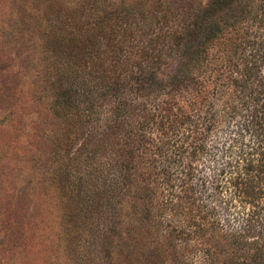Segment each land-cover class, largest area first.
<instances>
[{
  "label": "trees",
  "instance_id": "16d2710c",
  "mask_svg": "<svg viewBox=\"0 0 264 264\" xmlns=\"http://www.w3.org/2000/svg\"><path fill=\"white\" fill-rule=\"evenodd\" d=\"M170 1L135 13L106 2L111 14L101 19L99 0H89L85 27L52 26L60 64L76 59L52 105L71 119L70 143L81 140L84 174L70 187L84 188L87 216L128 210L130 264H185L178 252L196 246L206 264H224L221 244L242 245L256 227L248 264H264V0L236 16L240 0ZM110 98L112 124L99 132L88 118ZM170 216H240V224Z\"/></svg>",
  "mask_w": 264,
  "mask_h": 264
},
{
  "label": "rangeland",
  "instance_id": "374dc122",
  "mask_svg": "<svg viewBox=\"0 0 264 264\" xmlns=\"http://www.w3.org/2000/svg\"><path fill=\"white\" fill-rule=\"evenodd\" d=\"M158 1L172 4L170 0H99L97 17L109 18L107 4L133 13L141 6H145L142 11L154 12ZM206 1L198 0L202 5ZM248 1L236 3L231 15L236 16ZM93 4L89 0H0V264H130L128 210L122 216L86 215L80 198L84 188L70 187L74 177L84 174L83 158L75 156L81 140L77 133L70 143L71 119L52 108L61 77L72 75L70 63L76 59L60 64L51 28L69 19L75 20L69 32L85 27L92 20ZM115 9L121 8L112 6ZM114 104L113 98L97 101L88 118L90 126L108 131L112 124L109 109ZM70 146L74 156L67 155ZM173 217L177 221L217 219L234 229L240 224V216ZM260 230H248L239 246L223 241L220 260L248 264L259 247L253 242ZM109 236L112 241L103 244ZM174 254L168 252L167 259ZM181 254L185 264H206L205 252L197 246L178 252V257Z\"/></svg>",
  "mask_w": 264,
  "mask_h": 264
}]
</instances>
